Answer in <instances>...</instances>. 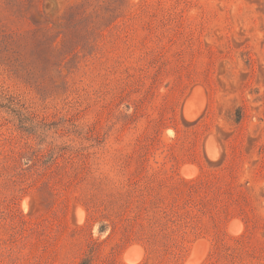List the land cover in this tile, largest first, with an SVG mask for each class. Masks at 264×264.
I'll return each mask as SVG.
<instances>
[{
	"label": "rangeland",
	"instance_id": "1",
	"mask_svg": "<svg viewBox=\"0 0 264 264\" xmlns=\"http://www.w3.org/2000/svg\"><path fill=\"white\" fill-rule=\"evenodd\" d=\"M88 257L264 264V0H0V264Z\"/></svg>",
	"mask_w": 264,
	"mask_h": 264
},
{
	"label": "trees",
	"instance_id": "2",
	"mask_svg": "<svg viewBox=\"0 0 264 264\" xmlns=\"http://www.w3.org/2000/svg\"><path fill=\"white\" fill-rule=\"evenodd\" d=\"M158 235L159 234L156 232L155 229H152L150 231V233L147 235L146 244H147L149 250L152 251L155 249L156 242L158 241ZM92 260L93 259L91 257L84 258V259L80 260L77 264H91Z\"/></svg>",
	"mask_w": 264,
	"mask_h": 264
}]
</instances>
